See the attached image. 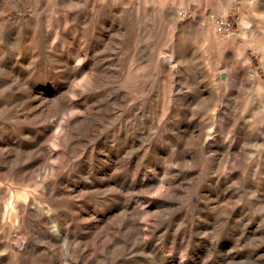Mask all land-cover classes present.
<instances>
[{"label": "rangeland", "instance_id": "rangeland-1", "mask_svg": "<svg viewBox=\"0 0 264 264\" xmlns=\"http://www.w3.org/2000/svg\"><path fill=\"white\" fill-rule=\"evenodd\" d=\"M75 1L0 0V264H264V0ZM62 57L72 101L48 115Z\"/></svg>", "mask_w": 264, "mask_h": 264}, {"label": "bare ground", "instance_id": "bare-ground-1", "mask_svg": "<svg viewBox=\"0 0 264 264\" xmlns=\"http://www.w3.org/2000/svg\"><path fill=\"white\" fill-rule=\"evenodd\" d=\"M60 1L62 3H64V4H66V3H71L72 4V2H76L75 0H60ZM70 15H72V14H70ZM221 30H223V29H221ZM44 37H45V40L48 41L46 33H44ZM179 42L180 43L177 44L174 47V49L176 51L175 59L177 58V61L179 63V66L181 67V70L182 69L183 70H188L189 69V61H188V56H187L188 42L186 41V39H181V38H180ZM171 58L174 59V56H171ZM92 59L93 60H98L99 58H98L97 55H93ZM62 60L64 62V66L66 67L68 85L66 87H64V86H58L56 83H54L56 85H54L52 87V89H47V90L41 92V94H39V95L36 94L37 95L36 99L41 102V107L46 108L48 115H57L58 116V115H61L63 113L65 114V112L67 111V108H68V102L72 101V99L69 96V93H68L69 91L68 90L73 88L72 85L74 84V82H75L74 80H75V78L77 76L76 71H75L76 66L73 65L70 62V60H68L65 57H62ZM100 61H101L100 59L97 61V63L99 65L96 66L95 69H94L95 76L97 78H98V75H100V74H102L104 72V69L101 67L103 64ZM167 66L169 67V65H167ZM166 68L167 67H165V69ZM169 69H170V67H169ZM171 69L172 70L173 69L177 70L178 66L174 65ZM226 72H227L228 75H231L230 71H226ZM95 83L96 84L98 83L97 79H95ZM78 86L79 85H77V86L75 85L74 87L76 88ZM77 116H78V113L75 114V117H77ZM91 122H92L91 118H85L84 119V123L85 124L91 125ZM164 124H166V123H164ZM159 127H161V125H159ZM75 128L77 129L78 126L75 127ZM169 129L171 131V133H170V139L172 140L171 143H173L175 146L180 148L183 145L184 141H186V138H189V123L185 127H182V128L181 127L170 126ZM188 142H189V139H188ZM63 144L65 145L66 150L68 151V153H70V152H72V151H74L76 149V145L74 143H71L70 141H64ZM162 147H164V146H162ZM171 151H173V150H171ZM186 151L187 150L184 149L183 151L181 150L179 152L181 154V156H182V157L180 156L181 157L180 161H182V162L181 163L179 162L180 164L178 163L177 166L180 167V168H182V166L184 165V158L186 157V155H185V157L183 155L186 154ZM156 154L159 155L158 156V160H159V163L162 166H164L165 163L169 162V160L171 158L170 155H167L162 150H160L158 153L156 152ZM110 159H111V157H110ZM187 161H185V163ZM115 162H116V159H115ZM117 162H119V161H117ZM116 164H118V163H115V165ZM187 165H189V164H187ZM184 166L186 167V165H184ZM135 171H136L137 174L140 172L138 167L135 168ZM170 173H171V179H172V183L171 184H173V186H174L175 185V179H177V177L180 176V173H182V175L189 176V169H185L184 168V170H181L178 173V170L175 167H173V168H170ZM143 174H144L143 181H139V180L134 179L127 185L128 187L126 189H128V190H130L132 192H135V193H141V195L144 194L145 192H147L148 190H150L153 187V185L155 184V179L153 177H148V175H147L148 173L147 174L143 173ZM109 185L113 189L119 188V186L117 184L112 183V182H110ZM165 186L160 187V193L161 194H160V196H158V198H153L152 196H150L148 198V203L149 202H155L157 205H159L158 210H159L161 215L165 214L167 212L166 204H165L164 201L161 200V197H166V194H163V193H167L168 192V193L172 194L173 192H175L174 191L175 188L172 187V185L170 186V188H166ZM146 201L147 200H145V202ZM127 209H128V206H127ZM132 212L136 215V217H135L136 221L134 223V229L136 231H141L142 230V226H141V223L138 221L139 220V210H138V208L134 207ZM161 215H160V218H161ZM164 260H165V262H166V260H168L167 264H183L180 261H178L177 257L172 252H170L168 254V256L164 258Z\"/></svg>", "mask_w": 264, "mask_h": 264}, {"label": "built area", "instance_id": "built-area-1", "mask_svg": "<svg viewBox=\"0 0 264 264\" xmlns=\"http://www.w3.org/2000/svg\"><path fill=\"white\" fill-rule=\"evenodd\" d=\"M222 28L225 29V30H230L231 29V26L228 22H224L223 25H222Z\"/></svg>", "mask_w": 264, "mask_h": 264}, {"label": "water", "instance_id": "water-1", "mask_svg": "<svg viewBox=\"0 0 264 264\" xmlns=\"http://www.w3.org/2000/svg\"><path fill=\"white\" fill-rule=\"evenodd\" d=\"M225 77V75L223 74V78Z\"/></svg>", "mask_w": 264, "mask_h": 264}]
</instances>
